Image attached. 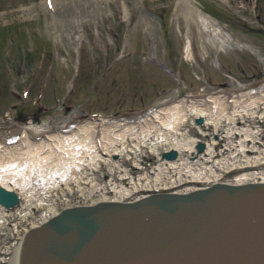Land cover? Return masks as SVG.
I'll use <instances>...</instances> for the list:
<instances>
[{
    "label": "rangeland",
    "instance_id": "rangeland-1",
    "mask_svg": "<svg viewBox=\"0 0 264 264\" xmlns=\"http://www.w3.org/2000/svg\"><path fill=\"white\" fill-rule=\"evenodd\" d=\"M187 1L180 5L182 0H0V137L25 136L29 124L49 129L42 138L69 136L70 128L88 123L97 126L106 120L109 123L102 130L95 129L99 138L114 124H136L154 116L159 108L175 107L179 102L186 106L189 100L210 95L235 98L263 92L264 0ZM184 7L191 8L193 15L185 16L188 9L183 11ZM156 59L165 61L174 75ZM262 111L260 105L255 115L261 116ZM253 115L247 119L257 124ZM196 118L186 115L184 132L197 141L211 137L214 126L196 125ZM237 119L240 121L239 115ZM238 123L234 127L241 126ZM245 127L249 126L244 125L246 132ZM39 135L28 137L37 142ZM170 141L173 139L159 145L157 154L152 153V144H144L145 155L138 168L133 167L131 156L123 154V166L135 176L149 172L162 162L160 154L173 148ZM218 156L220 153L211 161ZM118 161L102 162L93 183L86 174L77 182L58 174L47 187L52 189L50 202L57 208L79 201L93 203L87 192L93 188L91 184L106 183L110 173L117 182L122 173ZM200 163L203 166L197 168L205 172L217 170L205 159ZM179 168H169V174L177 178ZM231 169L224 173L225 178L236 177L238 172ZM210 178L205 177L204 182ZM143 179L141 183L148 177ZM100 191L93 192L97 198H102ZM42 192L29 201L45 200ZM42 205L37 211L45 208ZM24 211L15 207L0 216L3 264H14L20 232L29 228ZM14 228L17 239L8 236Z\"/></svg>",
    "mask_w": 264,
    "mask_h": 264
},
{
    "label": "bare ground",
    "instance_id": "bare-ground-1",
    "mask_svg": "<svg viewBox=\"0 0 264 264\" xmlns=\"http://www.w3.org/2000/svg\"><path fill=\"white\" fill-rule=\"evenodd\" d=\"M186 3H188L187 0H182L180 5H186ZM183 11H187L185 12L187 14L185 16L189 14L193 15L191 8L184 7ZM260 105L263 107L261 116H259L260 113L255 115ZM186 106L192 108L187 109ZM186 106L184 103L179 102L175 107L159 108L152 113L154 116L146 120L140 119L136 124L131 122L114 124L107 129L104 136L101 133L99 138L96 137L95 129L99 128L102 130L103 126L109 123L106 120L97 126L96 124L88 123L78 128H70L72 134L69 136L59 134L42 138L43 135L48 133L49 129L37 128L29 124L25 136L14 138L9 136L0 137L2 143L0 145V185L14 189L20 198L19 203L12 207L5 208L3 205H0V216H3L10 209L22 207L25 208L23 215L28 219L29 227L41 223L59 209L55 202H50V197H52L50 196V193H52L50 190L52 189L47 188L50 181L55 180L58 174L73 179L74 181L84 174L87 175L86 177L89 180L98 179L96 171L101 168V163L105 162V165H109V162H113L115 158L119 160L116 164L121 163L123 167H121L122 173L119 172V180L116 182L110 173L108 174L109 181L106 182L108 185L103 182H99V184L95 182V185L91 184L93 188L91 187L87 192L88 195L92 196L90 199L93 203L97 200L105 199L137 198L151 191L159 190L173 189L183 192L218 181L229 183L264 181V135H262L264 132V91L257 95L252 92L251 95L244 94L243 96H236L235 98L221 94L213 97L210 95L201 100H189ZM255 107L257 108L256 110L254 109ZM190 114H195L196 117L198 115L202 116L203 120L201 123H197L195 119L196 125L206 126L211 123L214 126L212 129L214 133L213 140L204 141L205 146L200 152L197 151L195 146L197 140H194L188 132H184L183 123L186 115L189 116ZM250 114H254L253 116L258 119V124H254V120L251 121V118L250 120L247 119ZM238 115L240 121L237 119ZM237 123H241V126H237L236 128L234 125H237ZM242 123L243 127L245 124L250 126L245 127V129L247 128L246 132L243 131ZM223 129L225 131H222ZM242 131L245 133V137L241 136ZM103 132L105 131L103 130ZM30 134H40L39 136H42L40 137L41 139L35 142L29 139L28 135ZM178 134H182L183 136H178ZM231 136L238 138L236 143L233 140V142L228 140ZM252 138L257 142H254ZM172 139L173 142L170 141L168 143L177 150L176 156L169 159L163 157L161 153L162 162H157V166L153 167L149 172L135 176L131 173V170L123 166L124 163L121 161L123 154L125 156H131L132 160H134L133 167L137 168V164H140L142 161L140 153L143 152L144 144H152L151 151L157 154L159 153L158 146ZM219 140H224V142H218ZM249 140H252V143L248 146L246 142ZM218 147L219 150H217ZM219 151H227L226 153L224 152L226 155L231 153L229 155L235 157L232 159L228 155L223 162L214 158L212 162L211 158ZM252 157H255L256 160L252 159ZM204 159L209 162V165L214 163L217 166V170H213L211 173L205 172L202 170L203 168L198 169L197 165L203 166L200 162ZM178 165L181 168L178 170L179 174L176 173L177 171L174 172L178 174L177 178H174L169 174V168H172L174 171ZM231 168H234L238 174L234 178H225L224 173ZM229 171L231 172L233 170L231 169ZM150 172H155V175L152 176ZM186 172L187 174H185ZM183 174L186 176H180ZM145 175L148 179L141 183V180L146 177ZM150 175L152 176L153 184H151L152 182L149 183L151 180ZM74 177L76 178L74 179ZM205 177H211L210 181L205 183ZM33 180H36L35 183L32 182ZM96 190L102 191V193L100 191L102 198H97L94 195L93 192H96ZM37 192H42L45 200L39 203L34 201V203L31 201V198L37 195ZM37 197L38 199L42 198L39 195ZM29 199H31V202ZM38 205L45 206V208L42 211H40L41 209L37 211ZM15 230L17 229L14 228ZM19 248L20 243L15 248V253L12 258L14 264H18Z\"/></svg>",
    "mask_w": 264,
    "mask_h": 264
},
{
    "label": "water",
    "instance_id": "water-1",
    "mask_svg": "<svg viewBox=\"0 0 264 264\" xmlns=\"http://www.w3.org/2000/svg\"><path fill=\"white\" fill-rule=\"evenodd\" d=\"M19 201L0 185V205ZM18 264H264V181L66 205L24 231Z\"/></svg>",
    "mask_w": 264,
    "mask_h": 264
},
{
    "label": "built area",
    "instance_id": "built-area-1",
    "mask_svg": "<svg viewBox=\"0 0 264 264\" xmlns=\"http://www.w3.org/2000/svg\"><path fill=\"white\" fill-rule=\"evenodd\" d=\"M258 124V123H257ZM250 127V126H249ZM213 135H214V133L212 132V136L211 137H205V138H197V139H200V140H203V141H207V140H211V138L213 137ZM262 135H264V134H262ZM248 137H249V135H248ZM217 139V138H216ZM238 138L236 137V138H230V139H228V140H230L231 142H235L236 143V140H237ZM253 139V141L254 142H257V141H255L254 140V138H252ZM233 140V141H232ZM252 141V140H251ZM250 140L249 141H247V142H250V143H247L246 142V144L249 146V145H251V142ZM218 142H224V140H219ZM195 145H196V143H195ZM150 150V149H149ZM218 150V149H217ZM144 152H142V153H140V157H143L142 155H145V153L143 154ZM217 153H220V156H218V157H214L215 159H217V160H220V161H224L225 160V158H227V156L229 155V154H231V153H228L227 155L225 154V153H223V152H217ZM217 153H215L214 155H216ZM213 155V156H214ZM258 155V154H257ZM229 156H231L232 157V159H234V157H233V155H229ZM252 159H254V160H256V158L255 157H252ZM133 164V163H132ZM138 168V167H137ZM26 230V227L23 229V231L21 230V232L20 233H24V231ZM15 231H17V230H15ZM15 231H12L13 232V234L12 233H9V235L8 236H10V235H13V237H15V239H17L18 238V235H16V236H14V234H15ZM20 231V230H19ZM18 232V231H17ZM8 233V232H7ZM7 238V237H6ZM22 238V237H21ZM20 242H21V239H20ZM0 264H3L1 261H0Z\"/></svg>",
    "mask_w": 264,
    "mask_h": 264
}]
</instances>
